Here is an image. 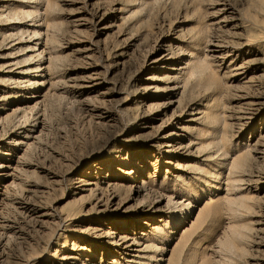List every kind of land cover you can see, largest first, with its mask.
Listing matches in <instances>:
<instances>
[{"label":"rangeland","instance_id":"1","mask_svg":"<svg viewBox=\"0 0 264 264\" xmlns=\"http://www.w3.org/2000/svg\"><path fill=\"white\" fill-rule=\"evenodd\" d=\"M0 264H264V0H0Z\"/></svg>","mask_w":264,"mask_h":264},{"label":"bare ground","instance_id":"2","mask_svg":"<svg viewBox=\"0 0 264 264\" xmlns=\"http://www.w3.org/2000/svg\"><path fill=\"white\" fill-rule=\"evenodd\" d=\"M27 17H29V18H33V16H32V14H27ZM32 21H35L34 19H32ZM41 21V20H40ZM29 26H35V24L33 23V24H31V25H29ZM34 33H35V35H36V37H41V35H40V33H39V31L38 30H34ZM39 44L40 43H37V45L36 46H39ZM187 65H192V63L190 64V63H187ZM38 68H40V66L38 67ZM157 90H158V92H160L161 91V89H159V88H156ZM167 147H171V145L170 144H168V145H166ZM170 152H173L172 151V149L171 150H169ZM145 189L146 190V187H144V186H142L141 187V189ZM72 219V218H71ZM124 225H127V222L126 223H123ZM66 238H68L67 236H66ZM120 241H122L123 242V244H126L128 241H127V238L126 237H121V239H120ZM114 242V241H113ZM117 242H115V243H113L114 245H117L116 244ZM122 244V245H123Z\"/></svg>","mask_w":264,"mask_h":264}]
</instances>
